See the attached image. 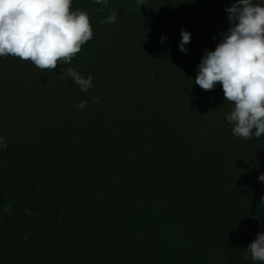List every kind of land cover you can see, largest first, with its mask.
Wrapping results in <instances>:
<instances>
[{
    "label": "trees",
    "instance_id": "obj_1",
    "mask_svg": "<svg viewBox=\"0 0 264 264\" xmlns=\"http://www.w3.org/2000/svg\"><path fill=\"white\" fill-rule=\"evenodd\" d=\"M233 3L72 0L93 37L69 65L0 57V264H264L247 250L264 233V135L235 137L222 86L195 83Z\"/></svg>",
    "mask_w": 264,
    "mask_h": 264
},
{
    "label": "clouds",
    "instance_id": "obj_2",
    "mask_svg": "<svg viewBox=\"0 0 264 264\" xmlns=\"http://www.w3.org/2000/svg\"><path fill=\"white\" fill-rule=\"evenodd\" d=\"M107 4V0H95ZM144 5V0H136ZM230 27L215 50H205L198 65L195 83L203 90L223 89L225 100L233 105L226 120L232 133L241 139L264 135V6L252 0H235L226 9ZM113 13L101 23L116 22ZM181 52L191 41V33L182 29ZM93 37L86 11L72 10V0H0V57L13 56L30 61L40 70L54 71L69 65L82 46ZM161 38V42L166 40ZM61 79L71 78L80 90L93 87V78H85L71 67H61ZM98 102L99 97H93ZM87 101L77 107L83 110ZM7 144L0 137V148ZM258 179L264 181V173ZM253 261L264 262V233L247 247Z\"/></svg>",
    "mask_w": 264,
    "mask_h": 264
}]
</instances>
